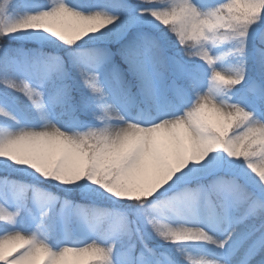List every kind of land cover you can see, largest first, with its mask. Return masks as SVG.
I'll list each match as a JSON object with an SVG mask.
<instances>
[{"label": "snow or ice", "instance_id": "6c2138e0", "mask_svg": "<svg viewBox=\"0 0 264 264\" xmlns=\"http://www.w3.org/2000/svg\"><path fill=\"white\" fill-rule=\"evenodd\" d=\"M0 264H264V0H0Z\"/></svg>", "mask_w": 264, "mask_h": 264}]
</instances>
